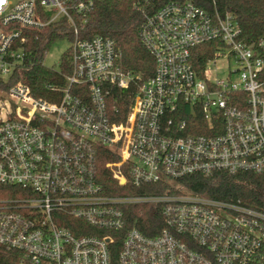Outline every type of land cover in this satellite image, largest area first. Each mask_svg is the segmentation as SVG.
Listing matches in <instances>:
<instances>
[{"label": "built area", "instance_id": "1", "mask_svg": "<svg viewBox=\"0 0 264 264\" xmlns=\"http://www.w3.org/2000/svg\"><path fill=\"white\" fill-rule=\"evenodd\" d=\"M93 7L0 0L2 79L23 64L29 30L65 19L73 33L71 73L50 87L59 99L36 97L21 82L5 91L0 188L16 196L0 197V264H264V208L181 184L196 174H264V37L240 40L231 12L170 1L143 23L155 60L143 79L120 67L113 39L80 38ZM213 40L199 74L192 50ZM221 59L233 62L225 79L214 77ZM126 90L133 97L122 120L115 94ZM101 147L119 157L106 163L119 185L160 192L107 193L96 173ZM137 204L160 208L157 233L126 227Z\"/></svg>", "mask_w": 264, "mask_h": 264}, {"label": "trees", "instance_id": "2", "mask_svg": "<svg viewBox=\"0 0 264 264\" xmlns=\"http://www.w3.org/2000/svg\"><path fill=\"white\" fill-rule=\"evenodd\" d=\"M170 1L184 0H94L93 10L89 14L88 21L83 24L80 38L101 35L113 39L119 54L120 67L124 71L141 75L143 79H147L154 73L155 60L142 43L141 29L147 15L154 13ZM192 1L211 13L215 11L220 14L233 13L240 26V40L251 43L264 37V0ZM60 37H67L70 41L73 39V33L69 31V25L65 19L52 23L42 30H29L23 64L9 78H0V91H6L13 84L21 82L28 85L36 97L48 100L59 99V96L51 93L50 87L65 85L64 76L70 74L72 69L71 47L62 57L59 69L45 65L44 59L52 43ZM216 48L217 42L214 40L193 48L192 63L199 74L202 73L206 62L213 57ZM118 93L115 97L118 98L120 119L124 120L132 101V90L121 91L122 94ZM196 132H207V130L202 128ZM96 154L97 178L107 193L116 191L123 194L160 192L155 189L148 190V187L153 188V186L135 188L130 185H119L106 166L108 161L117 160L119 157L105 147L98 148ZM181 184L204 196L223 200H240L248 205L264 208V174L251 172H217L209 176L196 174L181 180ZM14 191L16 189L10 186L2 187L0 197L16 196ZM128 213L127 228L135 227L146 234L153 235L163 227L160 208L156 205H132ZM1 263L14 264L10 259L1 260Z\"/></svg>", "mask_w": 264, "mask_h": 264}, {"label": "rangeland", "instance_id": "3", "mask_svg": "<svg viewBox=\"0 0 264 264\" xmlns=\"http://www.w3.org/2000/svg\"><path fill=\"white\" fill-rule=\"evenodd\" d=\"M71 44V41L67 37H60L56 39L50 46V49L47 51L44 64L49 67L59 69L61 59L69 50ZM217 66L219 69L218 72L214 74V77L225 79L228 74V67H233V62H227L221 59L217 62ZM8 110H10V105L8 103L5 91H0V118H4ZM174 184L178 185L179 183L175 182Z\"/></svg>", "mask_w": 264, "mask_h": 264}]
</instances>
